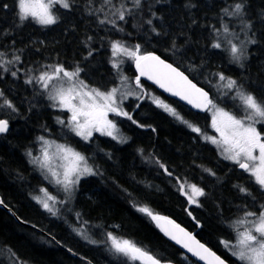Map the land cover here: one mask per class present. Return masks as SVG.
Returning <instances> with one entry per match:
<instances>
[{
    "label": "trees",
    "instance_id": "obj_1",
    "mask_svg": "<svg viewBox=\"0 0 264 264\" xmlns=\"http://www.w3.org/2000/svg\"><path fill=\"white\" fill-rule=\"evenodd\" d=\"M17 2L0 0V4H8L7 9L0 7V53H4L0 63L8 68V71L0 68V92L17 109L0 108V119L9 121L8 132L0 134V200L3 201L0 204V264L18 261L24 264H140L115 257L103 243L108 232L118 239L137 243L165 261L199 264L137 212L133 204L148 206L171 218L230 264H238L220 241L230 240L234 231L228 225L243 215L245 207L260 210L264 196L260 195L254 180L225 160L213 144L157 108L150 98L137 99L134 95L124 99L123 107L146 127L139 128L123 117H114L118 134L127 138L126 143L97 133L90 142H85L58 122V117L66 120L67 113L50 106L45 93L33 96L35 90L29 88L36 89L39 85L25 80L44 71V66L59 63L73 68L78 65L83 69L80 78L86 84L104 90L119 79L111 64V42L120 41L128 47L139 44L141 52L155 53L186 73L209 92L219 107L242 116L237 106L239 101L232 99L234 92L216 97L213 86L221 82L215 74L223 73L237 80L246 91L264 85V22L259 19L264 0H246L247 18L253 22L247 36L240 30L238 19L223 18V23L234 29L240 40L255 33L256 43L246 45L243 68L231 62L228 52L211 46L216 39L213 26L220 27L222 23L221 9L233 0H141L140 9H133L125 21H116L123 31L110 23H98L97 16L113 19L108 7L103 13L88 14L90 7L92 11L101 7L102 0H72L67 10L57 6L54 11L59 19L47 27L30 18L21 22ZM113 3L119 7V0ZM148 20H152L151 25ZM235 33L229 38L239 43ZM220 39L222 42L226 39L223 33ZM14 56L20 57L19 62L5 63ZM116 59L123 61L121 74L132 82L125 87L127 91L135 87L138 74L135 63L123 55ZM13 71L16 76L11 74ZM141 82L149 93L175 108L185 120L205 134L210 133L207 112H195L164 96L146 79L141 78ZM257 127L264 133V125ZM41 136L70 145L89 157V163L102 173L83 177L69 207L71 211L61 208L57 216L49 214L33 199L42 194L41 187L53 191L51 183L30 163L27 155L30 151L35 155ZM157 160L173 176L165 174ZM204 169H211L215 175ZM177 178L204 190L205 196L196 197L199 207L190 205L187 197L177 191ZM239 187L247 188L252 195H244ZM188 195H192L190 190ZM189 211L192 216L188 215ZM76 213L81 214L79 221ZM193 217L201 227L196 226ZM73 229H79L98 243H89Z\"/></svg>",
    "mask_w": 264,
    "mask_h": 264
},
{
    "label": "snow or ice",
    "instance_id": "obj_2",
    "mask_svg": "<svg viewBox=\"0 0 264 264\" xmlns=\"http://www.w3.org/2000/svg\"><path fill=\"white\" fill-rule=\"evenodd\" d=\"M71 2L72 0H18L17 14L21 22L30 18L35 23L47 27L56 24L59 19L54 9L57 6L66 10L70 9ZM129 3L131 7L128 6ZM186 6L192 7L194 5ZM0 7L7 9L8 4H0ZM106 7H108V14L113 19L109 20L107 15L104 19L97 16L98 23H110L116 30L123 31L122 28L118 27L116 21H125L126 16L132 15L133 9L142 7V3L141 0H128V3L119 0V7H117L113 0H102L101 7L96 8L95 11H92L90 7L88 14L103 13ZM221 13L222 23L220 27L213 26V36L216 39L211 46L214 49L228 52L231 62L243 68L244 61L247 59L246 45L256 43L255 33L253 32L246 40H240L239 34L223 23V18L226 16L231 19H238L240 30L245 32L247 36L253 28V22L247 18L246 0H233L230 5L221 9ZM259 19L264 22V10L259 13ZM147 23L151 25L152 20H148ZM152 30L156 31L155 27ZM222 33L226 37L223 42L220 39ZM234 33L239 43L229 38ZM111 52L113 57L111 60L112 68L116 70V76L119 79L110 88L101 90L98 87H91L80 78L82 68L78 65L68 68L59 63L53 66H44V71L38 75L29 76L25 83L39 85L41 92L47 93V99L51 101L50 106L68 114L66 120L58 117V122L85 142H90L93 134L99 133L102 136L117 140L118 143H126L127 138L118 134L117 123L110 116L123 117L133 125L144 128L146 125L139 123L129 111L124 109L123 101L128 96L133 95L137 99L150 98L157 108L167 112L193 133L202 136L206 142L215 145L225 160L231 161L248 173L254 179L255 184L259 186L260 195L264 196V134L256 127L258 124L264 125V85L252 91H246L237 80L227 77L223 73L215 74L221 82V86L228 90L223 95L235 93L232 99L239 101L237 106L243 112V115L238 117L233 112L218 107L210 98L209 92L197 87L179 68L167 63L154 53L141 52L139 44L128 47L123 42L113 41L111 42ZM3 55L4 53H0V56ZM119 55L135 62L138 74L135 76L134 84L135 89L139 90L138 92L132 89L124 90L132 82L121 74L123 61L116 59ZM19 60V56H14L12 60H7L5 63L12 64L13 61L19 62ZM0 68L8 71L4 63H0ZM11 74L16 76L15 71ZM141 78L152 81L164 92L186 101L193 108L211 111V127L216 135L205 134L201 128L185 120L175 108L149 93L144 88ZM257 92L260 95H257ZM0 99H2L0 108L6 107L12 111L17 110L13 103L4 97L3 92H0ZM139 106L137 105V107ZM8 130L9 121L0 119V133H5ZM152 131H156V129L153 128ZM38 140L42 142L41 152L36 156L31 151L28 152L27 155L31 158L30 163L40 169L43 178L52 183L57 192L63 194V198L52 195L46 188L41 187L39 191L43 193V196L36 195L33 199L49 214L57 216L60 209L67 207V204L74 198L83 177L102 175V173L97 166L89 163V157L70 145L57 144L55 150L52 151V142L43 136L38 137ZM108 155L111 158V155ZM156 163L161 169H164L165 174L169 177L173 176V173L163 163L159 160ZM204 171L210 175H215L211 169H204ZM176 182L179 185L177 191L187 197L188 203L199 207L200 204L196 197L205 196L204 190L195 184H188L186 180L181 181L177 178ZM189 190L192 195H188ZM238 190L246 196L252 195L245 187H239ZM253 199L255 200V197ZM0 204H3L2 200H0ZM133 207L154 223L165 237L180 245L200 261H204L205 264H225L220 256L167 216L156 213L148 206L133 204ZM80 215V213H76L78 221ZM188 215L192 216V213L189 211ZM193 220L197 227H201L200 222L195 217ZM228 226L235 233L234 240L221 239L220 243L231 251L238 264H264V205L258 212L248 210L245 207L243 216L232 221ZM73 230L83 239L88 240L89 243H98L79 229ZM103 243L115 257L123 258L126 261H139L140 264H171V261H165L155 254H150L133 241L118 239L112 232L105 234ZM13 255L15 254L13 253ZM17 264H24V262L18 261Z\"/></svg>",
    "mask_w": 264,
    "mask_h": 264
},
{
    "label": "rangeland",
    "instance_id": "obj_3",
    "mask_svg": "<svg viewBox=\"0 0 264 264\" xmlns=\"http://www.w3.org/2000/svg\"><path fill=\"white\" fill-rule=\"evenodd\" d=\"M231 36H234V34H232ZM135 63V62H134ZM135 69H136V67H135ZM137 71V70H136ZM132 87V86H131ZM29 89H31V91H33V90H35V92H34V94H32L33 96H35V95H39L40 94V92H41V90H40V87L39 88H33V87H30ZM132 90H134V91H137L136 89H135V87H132L131 88ZM213 89H214V92H215V95H216V97H221L222 95H223V93H224V90L223 89H226V88H224V87H222L221 86V83H216V85L215 86H213ZM46 94V96H47V93H45ZM214 103H216V101H214ZM217 104V103H216ZM217 106L219 107V105L217 104ZM58 109V108H57ZM227 111V110H226ZM207 114H208V127H209V130H210V133H208L207 135H216V133L214 132V130L212 129V127H211V124H212V112L211 111H207ZM67 116H68V114H66V119H67ZM239 117V116H238ZM110 118L111 119H113V120H115L114 119V116H110ZM256 127H257V125H256ZM257 129H258V127H257ZM260 131V130H259ZM71 132V131H70ZM72 133V132H71ZM74 134V133H73ZM95 134V133H94ZM93 134V135H94ZM97 134H99V133H97ZM262 134H264V133H262ZM75 135V134H74ZM45 139L46 140H48L49 142H52V148H51V150L52 151H54L55 150V146L57 145V144H63V143H60V142H56L55 140H52V139H50V138H48V137H45ZM215 146V145H214ZM216 147V146H215ZM41 148H42V142H38L37 143V145H36V150H35V152H34V156H36V155H39L40 154V152H41ZM217 148V147H216ZM220 153V152H219ZM228 161V160H227ZM231 164H233L231 161H229ZM233 165H235V164H233ZM235 167L236 168H238V166L237 165H235ZM238 170H240V171H242L245 175H248L249 176V174L248 173H246V172H244L243 170H241V169H239L238 168ZM252 178V177H251ZM253 179V178H252ZM254 180V179H253ZM51 186H52V188H53V191H49L48 190V192L50 193V194H52V195H55V196H59L60 198H63V194L62 193H58L57 192V190H56V188L53 186V184L51 183ZM191 192V191H190ZM192 194V193H191ZM40 196H43V193L42 194H39ZM71 202H72V200L67 204V207H65L64 209L66 210V211H68L69 210V207H70V205H71ZM243 215L241 214V215H239L238 217H236V218H234L233 219V221L234 220H236L237 218H240V217H242ZM234 235H235V233L233 232V234H232V236L230 237V240H234ZM226 249V251L236 260V258L231 254V251L229 250V249H227V248H225Z\"/></svg>",
    "mask_w": 264,
    "mask_h": 264
},
{
    "label": "water",
    "instance_id": "obj_4",
    "mask_svg": "<svg viewBox=\"0 0 264 264\" xmlns=\"http://www.w3.org/2000/svg\"><path fill=\"white\" fill-rule=\"evenodd\" d=\"M155 54V53H154ZM157 55V54H156ZM162 59V58H161ZM164 60V59H163ZM166 61V60H165ZM167 63H170L169 61H166ZM170 64H172V63H170ZM173 65V64H172ZM174 67H176L175 65H173ZM178 68V67H177ZM180 70V69H179ZM180 71H182V70H180ZM183 72V71H182ZM185 75H187L186 73H185ZM188 76V75H187ZM144 79H146V78H144ZM190 79V78H189ZM147 80V79H146ZM190 80H192V79H190ZM147 81H149V80H147ZM151 84H153L159 91H160V93H162L164 96H166V97H169V98H172V99H175V100H177V101H179V102H181L182 104H184V105H186L187 107H189L190 109H192V110H194L195 112H198V113H205V112H207V111H201V110H199V109H196V108H193L191 105H189V104H187V102L186 101H182V100H180L178 97H174V96H172L170 93H167V92H164V90L163 89H161V88H159L157 85H155L152 81H149ZM192 82L193 83H195L196 84V82H194L193 80H192ZM197 85V84H196ZM197 87H200V86H198L197 85ZM200 88H202V87H200ZM204 89V88H203ZM205 91H207L206 89H204ZM208 92V91H207ZM210 95V94H209ZM8 132V131H7ZM7 132H5V133H7ZM0 134H4V133H0ZM239 168V167H238ZM240 169V168H239ZM164 216V215H163ZM169 218V217H168ZM169 219H171V218H169ZM172 220V219H171ZM174 221V220H173ZM175 222V221H174ZM175 223H177V222H175ZM177 224H179V223H177ZM180 225V227H182V228H184L186 231H188V232H190L197 240H199L191 231H189L187 228H185L183 225H181V224H179ZM172 241V240H171ZM200 241V240H199ZM174 244H176L174 241H172ZM201 243H203L202 241H200ZM204 244V243H203ZM177 246H179L185 253H186V255L187 256H189L190 258H192L194 261H196L197 263H199V264H205V262L204 261H200L197 257H195V256H193L191 253H189V252H187L185 249H183L180 245H178V244H176ZM206 247H208L211 251H213V252H215L214 250H212L209 246H207V245H205ZM216 253V252H215ZM216 255H218V256H220L218 253H216ZM221 257V259H223L224 261H225V264H230V262L229 261H227L226 259H224L222 256H220ZM171 264H176V263H173V262H171Z\"/></svg>",
    "mask_w": 264,
    "mask_h": 264
}]
</instances>
